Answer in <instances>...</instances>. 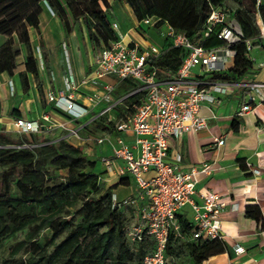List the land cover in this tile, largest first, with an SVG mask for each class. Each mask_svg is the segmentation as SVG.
Instances as JSON below:
<instances>
[{
    "label": "built area",
    "instance_id": "1",
    "mask_svg": "<svg viewBox=\"0 0 264 264\" xmlns=\"http://www.w3.org/2000/svg\"><path fill=\"white\" fill-rule=\"evenodd\" d=\"M263 1L253 0L258 35L244 41L247 52L253 43L264 44V28L257 15V7ZM216 27L215 36L224 42V46L205 49L201 43L189 41L157 18L146 17L136 21L133 30L142 38L146 37L148 30H154L158 39L185 52L176 71L169 74L158 71L153 65L161 55V45L154 42L140 45L129 39L127 34H119L117 23L110 22L117 40L96 50L90 77L81 81V85L88 82L94 86L101 80L105 81L101 84V95L89 98L94 105L102 103L93 118L80 127L69 128L52 123L46 116L40 117L39 123L20 119L12 123L19 134L35 133L44 124L48 128L56 126L64 131L67 138L84 144L87 138L83 139L78 132L93 120L103 118L104 131L86 141L93 143L94 147H103L100 162L104 176H98L100 183L109 187L120 179L133 182L132 196L126 201H118L111 191L110 206L120 210L128 207L133 212L134 222L130 227H124L123 236L130 247L148 244V251L143 254L140 264H170L171 258L165 254L169 239L222 240L218 212L223 203L219 196L213 192L199 195V203H196L193 195L197 170L191 168L183 172L178 169V156L173 160L167 156L172 140L205 129V120L198 114L201 107L218 105L219 97L239 91L243 99L234 117L240 118L264 102V82L246 79L245 75L237 81L216 77L227 69L233 58L234 52L228 45L241 36L236 21L232 16L227 17L225 9H210L202 39ZM125 37L127 41H123ZM258 67L264 69L262 64ZM121 82L131 84L133 90L118 97L115 91ZM67 83L64 90L46 94L45 101L65 114L69 118L65 119L67 122H74L85 116L87 110L72 102L70 95L78 86L71 81ZM136 95L140 97L135 104H123L126 97ZM222 143L221 139L214 141L216 147ZM200 171H204V167ZM179 217L190 224L187 235L182 232Z\"/></svg>",
    "mask_w": 264,
    "mask_h": 264
},
{
    "label": "trees",
    "instance_id": "2",
    "mask_svg": "<svg viewBox=\"0 0 264 264\" xmlns=\"http://www.w3.org/2000/svg\"><path fill=\"white\" fill-rule=\"evenodd\" d=\"M128 6L136 21L143 18H157L166 22L175 31L182 33L189 41L201 43L205 49L220 48L224 42L217 39L216 27L212 33L202 39L205 20L210 9H225L236 21L240 38L228 45L234 52L232 66L217 75L220 80L237 81L251 69L248 52L244 41L257 37L258 29L253 15V0H112ZM41 3L59 20L62 30L69 33L80 22L86 27L87 39L94 46L108 47L117 40L110 28L105 0H0V35L7 41L0 47V73L10 74L15 68L14 60L19 54L18 47L25 51L24 72L19 73L23 93L27 91L26 74L34 81L35 89L41 97L36 58L29 41L28 30L38 33V16ZM258 19L264 28V7H257ZM14 36L15 41H13ZM15 42V43H14ZM38 53L42 65L47 67L45 49L38 39ZM185 52L178 47H171L166 41L161 42V55L153 65L160 72L173 74ZM133 90L127 82L117 85L115 94L120 97ZM140 96L126 97L123 104H135ZM64 119L65 114L53 108ZM91 125L104 131L103 118L93 120L81 128L86 131ZM230 128L236 130L234 120ZM29 140L20 136L12 139L0 134V244L17 232L25 231V236L10 244L6 257L0 264H74L71 259L60 262L54 250L61 249L70 237L74 244L70 252L81 248L76 243L77 234L82 237L93 234L94 240L89 245L80 264H121L122 261L140 264L147 243L130 247L123 236L124 215L122 209L111 208L110 193L118 186H128L126 179H120L112 186L105 187L98 181V175L90 171L94 162L87 160L82 150L68 143L64 138L50 139L45 135ZM58 171L64 174H56ZM251 208H248L247 213ZM249 217L257 221L259 214L252 209ZM256 212V214H255ZM74 216L81 220L74 230L56 246L53 242L61 233L72 226ZM182 232L186 235L189 222L179 217ZM47 231V234H42ZM77 233V234H76ZM76 234V235H74ZM39 236H41L40 239ZM168 240L165 254L171 257L172 243ZM185 245L194 264H201L208 257L220 254L224 246L219 240H186ZM69 244V243H67ZM82 251V249L80 250ZM20 257H17L19 253ZM24 256V258H22Z\"/></svg>",
    "mask_w": 264,
    "mask_h": 264
},
{
    "label": "crops",
    "instance_id": "3",
    "mask_svg": "<svg viewBox=\"0 0 264 264\" xmlns=\"http://www.w3.org/2000/svg\"><path fill=\"white\" fill-rule=\"evenodd\" d=\"M105 1L109 5L108 21L117 23L119 34H127L129 39L140 45L147 42L161 45L162 41L157 38L154 30H148L145 38L133 30L136 20L126 4ZM261 6L264 7V1ZM119 15L122 16L121 19ZM73 29L74 27L69 33L63 34L60 22L54 14L47 8H41L38 33L32 29L28 30L33 54L34 48L38 53V39L46 52L47 67L35 57L41 97L38 96L29 74H26L28 89L26 93L22 92L19 73L24 72L25 51L22 46L15 44L19 49V54L14 60L15 68L10 74L0 73L1 135L12 139L22 136L29 140V134H19L15 131L12 126L15 119L39 123L40 117L46 116L54 124H63L68 128L80 127V124H86L93 118L95 110H100L102 103L94 105L89 98L101 95V84L105 81L101 80L100 84L95 86L88 82L81 85V81L90 77L92 58L96 50L92 51L87 47L83 64ZM127 37L123 41H127ZM12 39L15 41L14 36ZM6 41L7 37L0 35V47ZM253 49L258 55L256 61L249 54ZM250 51L248 58L251 61V69L245 74V78L264 82V69L258 67L260 64L264 65V44L253 43ZM231 66L232 60L227 64V69ZM68 81L78 86L70 95L72 102L87 110L85 116L74 122H67L45 101L46 94L64 90ZM242 99V93L234 91L231 95L219 97L218 105L201 107L198 114L205 120V129L189 132L172 140L167 150L169 160L178 156L179 170H197L194 175L193 195L196 203H199V195L210 192L216 193L223 203L218 212V221L224 251L208 257L201 264H264V102L255 105L242 117H234ZM232 120L236 123L235 131L230 128ZM32 134L34 138L45 135L50 139L65 138L71 145L79 147L83 156H86L84 150H95L94 144L86 141L94 136L86 135L85 131L78 132L80 137L87 138L84 144H77L72 138H67L64 131L56 126L48 128L44 124ZM219 139L223 143L216 147L214 141ZM89 143L91 146L85 147ZM202 167L204 171H200ZM118 187L112 190L113 194H116ZM132 189L133 187L128 190L126 196L117 200L126 201L132 196ZM248 208L251 209L246 215ZM253 208L259 214L257 221L249 217Z\"/></svg>",
    "mask_w": 264,
    "mask_h": 264
},
{
    "label": "rangeland",
    "instance_id": "4",
    "mask_svg": "<svg viewBox=\"0 0 264 264\" xmlns=\"http://www.w3.org/2000/svg\"><path fill=\"white\" fill-rule=\"evenodd\" d=\"M110 1V0H108ZM245 3L249 2V0H244ZM41 8L46 9V6L41 3ZM121 15H119V18L121 19ZM63 31V30H62ZM74 31V36L77 38L78 40V46H79V55L81 57V61L83 62V64L85 63L86 60V49L87 47L90 48L92 51H94V46L88 41L87 39V31H86V27L80 22L78 25H76L73 29ZM63 34H65V32L63 31ZM154 39V38H152ZM156 43V42H155ZM158 44V43H157ZM63 49V46H62ZM34 54L35 57L37 58L38 61H40L39 59V55L37 53V50L34 48ZM250 56L251 58L256 61L258 58L256 55L257 52L253 49L250 51ZM196 71V69L194 70ZM115 98H117V96L115 95ZM98 111L95 110V113H97ZM86 135H92L94 137H97L101 134V132L97 129H95V127H92L91 125L88 126V129L85 131ZM91 144L89 143L88 145H85V147H90ZM103 147H95V150H84L86 152V156H84L87 160L94 162L93 167L90 169V171L94 174H97L99 176V178H102L104 175L102 174L103 172V167L102 164L100 162V157L101 155H103L102 153ZM56 174H64V172L58 171ZM133 187V182L131 179H129V183L128 186H119L117 191L115 192L116 194L115 197L116 199H121L123 198V196L127 195V192L130 188ZM133 192V189H132ZM113 193V192H112ZM129 198V197H128ZM122 213L124 215L125 221H124V227H130L135 219V216L133 214V212L128 208V207H122ZM81 217L80 216H74L72 223L70 227H68L67 229H65L61 235L53 242V246L59 245L58 243L60 241H63L65 239V237H67L73 230H74V225L77 224L78 222H80ZM47 231H43L42 234H47ZM77 234V233H76ZM74 234V235H76ZM25 236V231H21V232H17L14 235H12L10 238H7L6 240L2 241L0 244V262L1 260H3L6 257V252L10 246L11 243L16 242L18 240H21L23 237ZM41 236H39L38 239H40ZM76 239V243L79 245V247L82 249V251H76V252H70V246H72L74 244V241H70V237L64 242L63 246L61 249H57L54 250L56 256L58 255V259L60 262L65 261L66 259H71L72 263L74 264H80V262L85 258L87 259L88 256L86 255V253L88 252V248L89 245L93 242L94 240V235L93 234H89L86 235L84 237H82L81 235L77 234L75 236ZM185 239H187V237H185ZM176 240L174 243H172V255H171V262L170 264H194L191 257L188 254L187 251V247H186V240ZM125 242L126 244H128V241L125 238ZM69 243V244H67ZM70 245V246H69ZM148 251V250H147ZM145 251V252H147ZM144 252V253H145ZM22 255V253L20 252L17 257H20ZM22 258H24V256H22ZM93 264V263H91ZM106 264H111L110 260H108L106 262ZM121 264H136L135 262H129V261H122Z\"/></svg>",
    "mask_w": 264,
    "mask_h": 264
},
{
    "label": "water",
    "instance_id": "5",
    "mask_svg": "<svg viewBox=\"0 0 264 264\" xmlns=\"http://www.w3.org/2000/svg\"><path fill=\"white\" fill-rule=\"evenodd\" d=\"M48 10H49V8L48 7H46Z\"/></svg>",
    "mask_w": 264,
    "mask_h": 264
}]
</instances>
